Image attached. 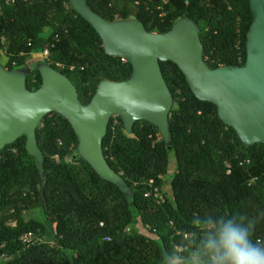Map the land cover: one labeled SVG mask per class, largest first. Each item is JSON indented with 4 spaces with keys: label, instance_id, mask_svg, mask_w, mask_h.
<instances>
[{
    "label": "trees",
    "instance_id": "trees-1",
    "mask_svg": "<svg viewBox=\"0 0 264 264\" xmlns=\"http://www.w3.org/2000/svg\"><path fill=\"white\" fill-rule=\"evenodd\" d=\"M85 0L104 21L131 17L148 33H167L180 19L198 28L202 58L212 70L245 63L253 16L248 0ZM0 51L7 71L47 52V65L75 87L81 105L98 85L122 83L131 64L105 54L94 29L68 0H0ZM59 65L60 67H58ZM160 70L172 96L168 141L145 121L131 132L110 118L102 153L123 187L100 178L77 154V137L61 115L36 129L42 172L25 150V136L0 151V264H159L167 250L183 251L194 217L245 214L264 239V144L244 145L214 105L197 100L171 62ZM41 84L37 70L25 87ZM171 160V161H170ZM169 198L156 204L149 181ZM141 224L154 236L140 233ZM31 233L34 241L22 244Z\"/></svg>",
    "mask_w": 264,
    "mask_h": 264
},
{
    "label": "water",
    "instance_id": "water-1",
    "mask_svg": "<svg viewBox=\"0 0 264 264\" xmlns=\"http://www.w3.org/2000/svg\"><path fill=\"white\" fill-rule=\"evenodd\" d=\"M68 3L97 33L106 55L131 64L132 76L122 83L101 82L83 106L71 82L46 64L37 69L41 84L36 91L26 89L27 74L0 66V151L25 136V150L42 172L36 129L45 116L57 113L77 137L78 156L100 178L123 187L102 153L108 122L118 116L129 133L136 122L145 121L168 141L173 100L160 70V63L166 62L177 66L197 100L216 107L220 121L244 145L264 144V0H248L253 22L244 65L215 70L205 64L198 28L190 20L180 19L167 33L154 34L134 17L109 23L94 14L85 0Z\"/></svg>",
    "mask_w": 264,
    "mask_h": 264
},
{
    "label": "clouds",
    "instance_id": "clouds-1",
    "mask_svg": "<svg viewBox=\"0 0 264 264\" xmlns=\"http://www.w3.org/2000/svg\"><path fill=\"white\" fill-rule=\"evenodd\" d=\"M193 225L183 251H164L159 264H264V239L245 214L194 217Z\"/></svg>",
    "mask_w": 264,
    "mask_h": 264
},
{
    "label": "rangeland",
    "instance_id": "rangeland-1",
    "mask_svg": "<svg viewBox=\"0 0 264 264\" xmlns=\"http://www.w3.org/2000/svg\"><path fill=\"white\" fill-rule=\"evenodd\" d=\"M5 63H6V58H5L4 54L0 51V66L3 67L5 65ZM44 64L47 65L46 60L43 58L42 55H31L29 57L27 63L25 64V66L18 69V71L23 72L25 74H28V72H30L34 69L37 70L39 66H42ZM174 171H175V163L171 162L170 166H169V171H168L167 175L163 178L164 193L167 195L168 198H169V194H170L169 183H170V179H171V176L174 173ZM138 229H139L140 233L143 234L144 236H146L147 238H149V239L154 238V236L151 235L150 233H148L147 230L141 226V224H138Z\"/></svg>",
    "mask_w": 264,
    "mask_h": 264
},
{
    "label": "built area",
    "instance_id": "built-area-1",
    "mask_svg": "<svg viewBox=\"0 0 264 264\" xmlns=\"http://www.w3.org/2000/svg\"><path fill=\"white\" fill-rule=\"evenodd\" d=\"M164 2H166L164 0ZM40 55L43 56V58L46 60L47 58V52H43ZM127 60L125 58H121V62H126ZM58 67H60L59 65H57ZM117 117L118 116H112L111 118L113 119V125H116L117 122ZM149 185H150V191L147 194V196L152 197L153 200L156 202V204L158 205H162L165 203V196H164V190L159 189L158 187L153 185L152 181H149ZM22 244L24 245H30L32 244V242L34 241V238L32 236L31 233H26L24 234L21 238H20Z\"/></svg>",
    "mask_w": 264,
    "mask_h": 264
},
{
    "label": "crops",
    "instance_id": "crops-1",
    "mask_svg": "<svg viewBox=\"0 0 264 264\" xmlns=\"http://www.w3.org/2000/svg\"><path fill=\"white\" fill-rule=\"evenodd\" d=\"M35 55H40V54H35ZM16 70V69H15ZM18 70V69H17ZM12 71H14V70H12Z\"/></svg>",
    "mask_w": 264,
    "mask_h": 264
}]
</instances>
